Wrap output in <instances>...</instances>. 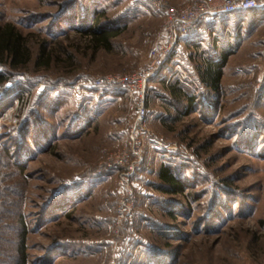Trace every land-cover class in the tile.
Masks as SVG:
<instances>
[{
    "label": "rangeland",
    "instance_id": "obj_1",
    "mask_svg": "<svg viewBox=\"0 0 264 264\" xmlns=\"http://www.w3.org/2000/svg\"><path fill=\"white\" fill-rule=\"evenodd\" d=\"M189 1L0 0V24L32 51L25 66L0 64V264H264V8L180 35L147 84L140 168L125 179L106 163L136 106L88 83L147 68L167 9ZM95 10L125 25L111 49L93 51L81 32ZM223 53L213 91L199 66ZM163 164L180 191L157 176ZM127 187L135 202L118 225Z\"/></svg>",
    "mask_w": 264,
    "mask_h": 264
},
{
    "label": "built area",
    "instance_id": "obj_2",
    "mask_svg": "<svg viewBox=\"0 0 264 264\" xmlns=\"http://www.w3.org/2000/svg\"><path fill=\"white\" fill-rule=\"evenodd\" d=\"M250 8H264V0H190L182 7L169 8L163 22L165 38L149 47L147 68L96 77L88 83L90 87H117L129 95L136 106V116L129 131L127 144L108 155L106 162L108 166L119 170L125 179L140 168L143 161L141 147L146 135L147 84L170 54L177 38L193 30L200 21L221 13H232ZM134 202V191L127 187L125 193L121 194L116 207L115 220L118 225L126 223Z\"/></svg>",
    "mask_w": 264,
    "mask_h": 264
},
{
    "label": "trees",
    "instance_id": "obj_3",
    "mask_svg": "<svg viewBox=\"0 0 264 264\" xmlns=\"http://www.w3.org/2000/svg\"><path fill=\"white\" fill-rule=\"evenodd\" d=\"M257 9L258 8H250L245 10H238L232 13L245 12V11H251L253 13H256ZM101 13L102 11L95 10L89 24H87L86 21L87 25L85 26V28L83 29L82 27L78 29V30L83 29V31L81 30V32H83L84 35L88 37V44L91 45L93 51H97L99 48L111 49L112 47L111 38L118 35L122 31V28L125 26L118 24V22H114L110 20L102 21ZM232 13H221L218 14L217 16L228 15ZM203 21H200L198 25L201 24ZM197 27H195L194 29H196ZM27 37L28 36L24 35L18 28H16L10 22L4 23L2 25L0 24V64H7L11 68L25 66L32 58V51L28 46ZM44 47H45L44 45L40 47L39 53L37 55V62H39L40 64H48L49 61L52 59V51L50 50L45 52ZM225 63H226L225 53L221 54L219 58L204 57L200 63L198 70V76L200 82L205 84L213 91L219 90L222 68L225 66ZM6 79H7L6 73L0 71V84L4 83ZM97 88L104 91L105 93H110V94H119V92L122 91L117 87H110V88L97 87ZM170 90L174 95L181 94L180 89L176 88L172 84H170ZM186 96L187 99L189 100V104H191L193 101V97H191L190 95H186ZM5 104L6 103L3 102L1 104V107H3ZM157 176L163 181V183L167 187H169L170 189L169 191L178 192L182 189L181 182L174 175V173L170 171L168 165L166 164L160 165L157 171ZM164 190L167 191V189ZM21 257L22 258L20 264H24L25 261L24 255L22 254Z\"/></svg>",
    "mask_w": 264,
    "mask_h": 264
}]
</instances>
